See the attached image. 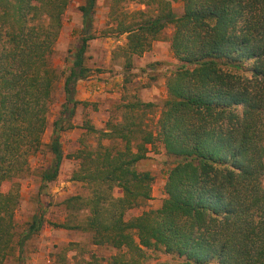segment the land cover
<instances>
[{"label":"trees","instance_id":"obj_1","mask_svg":"<svg viewBox=\"0 0 264 264\" xmlns=\"http://www.w3.org/2000/svg\"><path fill=\"white\" fill-rule=\"evenodd\" d=\"M97 0H84L79 40L64 73V101L47 143L50 163L38 174L42 193L64 158L78 160L70 180L86 194L62 204L56 226L90 233L91 243L117 250L110 264H142L147 250L169 255L156 264H264V0H133L111 6L112 30L126 33L113 51L126 72L172 26L170 52L178 66L165 77L167 96L153 128L141 123L139 99L119 119L96 129L84 120L81 139L64 155L60 132L71 129L88 41L95 37ZM181 2L177 14L173 3ZM70 0H0V264H26L23 246L42 225L34 215L15 243L19 179L42 145L56 71L51 56ZM110 141L104 144L102 141ZM174 159L157 208L126 218L151 199L153 175L137 169L147 146ZM80 217V218H79ZM17 247V250L16 248Z\"/></svg>","mask_w":264,"mask_h":264},{"label":"rangeland","instance_id":"obj_2","mask_svg":"<svg viewBox=\"0 0 264 264\" xmlns=\"http://www.w3.org/2000/svg\"><path fill=\"white\" fill-rule=\"evenodd\" d=\"M101 7L105 9L106 3L109 6L115 5L117 9L126 6L129 7L133 0H101ZM84 2V0H70L68 8L64 14L63 27L58 38L55 50L51 56V65L56 71V79L54 82L52 97L49 103V112L47 115V128L42 137V145L38 151L33 153L29 158L28 170L19 179L20 184V202L15 211V237L14 241L17 243L21 235L26 231L29 224L32 221L34 215L42 213V227L33 233V235L25 241L23 246L22 255L25 259L26 264H110L109 258L117 252V250L105 247V246H93L90 240L89 232H82L77 229H65L56 224L65 221L67 214L65 212L62 201L72 194H86L87 188L78 182L70 180V175L74 169L77 168V161L75 159L67 158L63 159L60 166L59 174L55 182L57 186L60 184L57 182L58 179L67 181L68 184H64L62 191H69L66 194L59 195L57 192H51L45 190L43 193H39V177L38 174L40 169L46 167L51 160V154L48 150L47 143H49L52 133V123L57 118L58 113L61 109V104L64 101L63 92V81L64 73L67 67L70 65L71 50L74 49L76 43L79 40V30L81 27V15L78 11V6ZM174 10L177 14H180L181 2L177 1L174 5ZM111 11V9H110ZM105 14V13H104ZM106 15V14H105ZM104 18H99L97 21L94 19L93 27L96 28V32L106 34L112 32L113 20L111 13ZM96 22V23H95ZM172 31V26L165 29L163 37H167ZM96 49V48H95ZM94 49V50H95ZM101 60L106 54H96ZM163 56H166L162 64L164 65H153L152 70L143 74L140 70H134L132 66L127 72L126 85H122L123 92L120 94L121 102L111 98L108 102V106L111 107L109 112V120L114 121L118 119L122 112V104H126L135 101V98L131 96V91L135 87H138V77H147L149 80L155 75L164 77L169 71H173L177 66L178 62L171 58V56L164 49ZM93 58L92 55L86 56L85 62L88 64ZM121 58H116L115 61H120ZM117 64V63H116ZM101 65H103L101 63ZM106 69V67H99L96 70ZM159 69L160 71H156ZM107 70V69H106ZM122 71V69L120 70ZM168 72V73H167ZM157 80V79H156ZM141 81V80H140ZM146 83L148 80H144ZM120 83V82H119ZM143 85V84H142ZM145 85V84H144ZM143 91L145 87L141 86ZM147 91V88H146ZM162 97L155 100V102H149V107L139 109L138 113L141 114V123L146 127L153 128L156 121L157 115L160 114ZM123 101V102H122ZM84 118L91 120L89 115L84 114ZM73 130V129H72ZM77 132L79 130H76ZM83 139L87 143L94 144L96 141V135H81L77 138V141H73V137L62 139L61 146L66 150V154L75 151L77 146L81 144L80 140ZM78 143V145H77ZM110 143V141L108 142ZM147 158L140 161L136 166L139 170H148L153 175L152 188L154 190V196L152 199L144 203L141 207H136L129 210L126 213V218L137 215L145 209L157 208L160 206L164 197L163 191V179L166 177L167 170L173 165L174 159L164 155L159 146L152 147L148 151ZM262 184L264 186V175L262 178ZM80 218V217H79ZM55 232H50V230ZM68 239H75L73 242H67ZM52 240V241H51ZM77 245H74V244ZM17 250V247H15ZM147 258L142 264H156L170 259L169 255H165L158 250H147ZM50 258L51 261L46 262V259ZM5 264H13V258L10 257Z\"/></svg>","mask_w":264,"mask_h":264},{"label":"crops","instance_id":"obj_3","mask_svg":"<svg viewBox=\"0 0 264 264\" xmlns=\"http://www.w3.org/2000/svg\"><path fill=\"white\" fill-rule=\"evenodd\" d=\"M83 3L84 2H82L81 4ZM175 3H173V8ZM101 4H102L101 0L96 1L95 13H94V19L96 21L99 18L102 17L104 18L105 14L107 18V16L111 12L110 11L111 6H109V4L106 3L105 9L101 7ZM138 7L142 8L143 6L140 4H136L134 1L129 6L130 9L138 8ZM165 29L163 30L161 35L152 42V46L149 50L145 51L140 56H133L132 66L135 65L134 70H140L141 72H143V74H146L147 72L152 70L153 65H164L162 64L163 61H161L166 58V56H163L164 49L171 56V58H173L169 48L170 36L172 31L171 33L168 34L167 37H163L162 35L164 34ZM93 33L95 37L88 41V46L85 53L87 57L90 55L93 56V58L89 61L88 64L85 62V64L92 69V72L89 75V77H87L86 79H81L77 81L76 93H75V99L79 101H86L88 102V105L86 106H83L81 104L76 105L74 110V116L71 119V122L74 125V127L71 129H66L61 131L60 141H62V139L73 137V141L76 142L77 138H79V136L83 134L84 129L82 128V125H83V121L86 120L84 118L83 112L84 114L89 115V117L91 118L90 123L96 129H103L107 121H109V112L111 111V107L108 106V102L111 100V98L117 100L118 104H120L119 102H121V99L119 97L121 92H123V88L121 87L122 85H126V82H124L125 71L122 66L123 59L121 58L122 60L118 62L115 61V59H113V51L117 47V45H121L125 42L126 33L118 34L117 32L112 31L106 34H101L99 32H96L95 27L93 28ZM97 53H101V55L103 54L106 55L103 58V60H101L97 57L96 55ZM101 63L103 65H101ZM99 67L101 68L106 67L107 70L106 69L96 70ZM121 69L122 71H120ZM156 71H160V70L157 69ZM166 75L164 77L155 75L154 77H151L150 80L145 76L138 77L137 79L139 80L138 87L132 89L131 96L143 102H155V100H157L160 97L165 99L167 96L166 87H165ZM144 80H148V82L146 83ZM141 86L145 87V91H143ZM121 106H123V104ZM158 116L159 115H157L156 118H158ZM76 130L79 131L77 132ZM102 142L104 144H108L109 140L104 139ZM77 147H79V145ZM147 148L149 151L150 148H152V146L148 145ZM62 150H63V154L66 155L67 153L66 150H64L63 148ZM148 151L146 155L149 154ZM64 159L67 160V158ZM77 165H78V161H77ZM57 182L60 184L59 186H57V183L55 181L46 183L44 190H42V193L47 189L54 193L57 192L59 195L66 194L69 192V191H62L63 185L69 183L68 180L64 181L58 179ZM40 185L41 182L39 180L38 186ZM153 196H154V190L152 188L151 199ZM162 197H164V194L162 195ZM50 232H55V230L52 229L50 230ZM73 241H75V239H68L67 242H73ZM74 245L77 244L75 243ZM92 245L98 247V245H94V244ZM50 261H51L50 258L46 259V262L50 263Z\"/></svg>","mask_w":264,"mask_h":264}]
</instances>
